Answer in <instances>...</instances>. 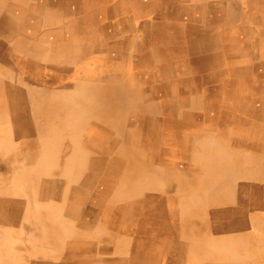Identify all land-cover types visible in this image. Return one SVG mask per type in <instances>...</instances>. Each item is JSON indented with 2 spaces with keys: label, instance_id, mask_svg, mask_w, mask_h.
Wrapping results in <instances>:
<instances>
[{
  "label": "bare ground",
  "instance_id": "obj_1",
  "mask_svg": "<svg viewBox=\"0 0 264 264\" xmlns=\"http://www.w3.org/2000/svg\"><path fill=\"white\" fill-rule=\"evenodd\" d=\"M163 1L168 3L169 9L174 14L177 11H180L182 15L186 14L182 8L184 5L182 6L180 3L181 1L174 3V0H44L43 2H37L36 0H0V29L5 30L4 35L16 30L19 32V38L15 43H12L15 47L6 48L13 52V57L16 56V59H20L21 61L13 63L10 60L11 58L6 59L4 57L2 58V63H0V113L3 120H6V127L0 135V179L13 176V179L9 183L3 180L2 184H4V187L0 188V264H38L39 259L46 264H78V262L70 260V257H75L81 252L83 244H72L70 242L72 239H90L93 243L104 242L113 246L114 249L110 253V255H113V258L109 259L110 255L94 254L87 264H149L151 262L152 258L148 253L129 250L128 245L124 247V242H118L116 239L109 238L107 240L109 233L105 227L98 225L101 220H97L96 218L95 223H91L94 219L90 218V213L92 214L95 209H98L100 213L102 212V215L112 212L115 218L120 221L119 223L123 232H127L129 229L128 223L132 218L134 210L137 214L136 219L139 221L141 219L149 221L154 214L152 208L144 206L140 209L138 205L134 206L135 204L128 203L119 198V194L117 193H112L113 204L103 202L106 188L96 189L94 184L103 178H107L109 182H117L118 178L112 170L105 175L99 169L101 165V147L107 137L114 142L117 148L116 151L118 152L119 149L130 163L142 162L143 158L139 157L148 154L151 148L157 150L153 151L154 153L158 152L164 156L161 162H169L170 159L167 156L170 155L171 149L167 148L172 147V144L176 141L175 138L180 134H189V130H181L184 126L181 124L177 125L174 122H172V126L176 129L163 130L162 126L166 127L170 123L161 125L149 112L148 114L144 112L137 114L139 120L143 121L149 128L157 130L152 132L142 130L141 135H135V132L139 130L133 129V127L142 126V124L131 125L129 122L126 123L124 119V116H126L124 114L126 111L125 102L128 98L132 97L127 91H133L135 88V83L130 82L127 78H124L114 87V97L118 98L121 110V115H118V120L116 121L114 119L115 115L104 111V107L107 104L103 100H100L98 95L99 88L93 82H71L68 85L64 82H58L59 84L52 85L51 83L49 87H43L34 82V84L30 83L29 80H25L24 78H27V76L33 78L30 74H36V72L41 70V68L28 67L29 60L41 57L47 61L49 57L47 56L48 50L46 49L52 45L56 38L64 42L69 41L73 45L74 35L82 32L85 28L84 26H79V24L88 23L95 17L100 19L102 12L105 11L111 16H113L112 13L114 12L119 14L128 12L131 10V5H133L134 11L141 13L149 12L143 6L145 2L147 5L156 8L158 4H163ZM108 2L110 4H104ZM49 9H52L51 16H45V13L50 12ZM33 13H37L38 15L33 16ZM43 14L44 17H41ZM54 16L60 18L56 19L58 22L53 20ZM185 16L188 15L186 14ZM1 18L3 19L2 21ZM42 18H44L43 21H41ZM108 18L109 16L107 15V20ZM98 21L93 27L89 26V30H93L91 38L85 39L83 37V40L76 38V45L73 46L74 49L72 50V59H76L78 63L83 62L82 58L87 52L94 54L93 49L91 51L89 49L84 51L82 46L88 44L89 41H92V46H98L99 42L97 40L94 41V39L100 38L98 33L101 30L108 31L111 26L120 30L123 26V22L120 20L115 21L113 19L107 23L103 22V24L100 20ZM77 22L80 23L77 24ZM44 29L47 30L43 31ZM147 29H150V27L147 26ZM245 29L247 30V28ZM55 31L57 34L54 33ZM14 35L16 34L14 33ZM150 37L153 39L157 38V40L159 37L162 38V36L155 32H151ZM37 38L39 41H36ZM40 42H43V44H37ZM135 42L136 45L139 44L137 39ZM59 51L62 54L66 53L61 50ZM5 55L12 56L9 51H5ZM263 66L264 62L262 61L259 67L261 73L264 74ZM58 67L59 69H65L61 64ZM54 68L52 66L49 70H53ZM96 70L94 67L86 66L85 72L93 75L96 73ZM246 84L248 83L244 81L243 85L245 86ZM182 85L183 83L176 84V86ZM156 88H160V86H156ZM229 97H235L234 93H230ZM140 98L141 100H138L145 101L144 95H141ZM222 99L223 101L225 100V98ZM258 102L257 105L260 104L261 98ZM47 108L53 114L57 113V110L66 112V116H63L61 119L63 128H57L53 120H49V122H35L34 116H37L42 110ZM27 109H31L29 113L25 112ZM242 127L244 130L238 133L245 137V131H252L253 136H256L258 132L263 130V126L260 128V124L242 125ZM130 132H134L133 135ZM192 133L195 134L196 132L192 131ZM117 135L120 139H117ZM198 135L208 138L207 134L203 131H199ZM12 139L13 142L11 141ZM15 139L17 142H15ZM63 141L64 143L61 146ZM143 141L145 145L142 147V150L127 148L140 145ZM192 141L196 147L204 144L200 140V137H193ZM216 145L220 146L218 149L223 147L222 144ZM165 154L167 155L166 158ZM88 157L91 160V163H89L91 164V169L87 176L83 177L84 179L76 181L74 185L71 184L74 181L73 176H71L72 173L74 170L76 173H82L83 167L86 165L84 164L85 159H88ZM13 158L14 161H22L15 165ZM120 160L115 159L113 163H118ZM212 161L221 162L220 160L208 159L207 163H211ZM222 161H227L222 163L229 165L228 160ZM263 161L255 160L254 164H249V169L246 167L242 170L230 167L219 170L214 169L213 173L216 174L218 179H221L220 188L228 200L229 198L233 200L240 199L241 185L243 184L244 188L246 177L249 175H255L254 178L257 180L264 178ZM43 162L48 164L47 169L44 170L45 174L53 176L55 173V176L59 175L53 180V183L58 182L57 185L59 187L58 189L51 188L49 197L46 200L48 202L39 203L38 189L31 183V180H28V182L19 180L17 174L21 172L20 174L29 173L31 175L30 172L40 167ZM58 162L62 163V165L58 166ZM162 172L165 173L164 171ZM126 178L128 177L124 176L120 182L118 181L119 187H116V189L131 187ZM256 186L254 191L262 187ZM17 189L21 194H27L29 197L22 201L21 199H15L16 194H8L6 197L1 194L3 191ZM55 193H59V197H57L59 199L57 202L59 203H54L56 198ZM191 200L195 202L196 198L193 197ZM186 201L190 203L189 200ZM29 205L35 208L33 215L37 225L39 219L45 218V222H40L37 226L38 232L31 234L29 237L30 241H37L38 234L44 236L43 242L46 244L37 251L35 246L30 251L20 250L18 245L26 243L23 236L12 238V234L15 236V232L11 234L2 230L10 226L4 223L7 216L11 215L6 213L8 207L13 208L12 213H14L15 210H20L21 206ZM185 206L187 207V204ZM37 207L41 209L40 212ZM186 207L182 208L181 211H186ZM52 224H57L59 228L54 230L53 233L48 234L47 228H50ZM260 228V225L257 224L255 236L252 239L244 235L247 229L242 226L235 225L234 228L227 229L228 232L232 231L234 234H237L238 238L232 246L223 245L227 254L225 256L227 260L226 264H235L236 261L242 264L248 262L264 264V233L260 231ZM190 243L197 249L198 243L196 240H192ZM250 243L254 244V250L260 254L262 259L253 260L255 257L252 255ZM55 245L62 247L53 250L51 246ZM235 246H240L243 250L236 252ZM39 250L42 251L39 252ZM66 254L67 257L64 256Z\"/></svg>",
  "mask_w": 264,
  "mask_h": 264
},
{
  "label": "rangeland",
  "instance_id": "obj_2",
  "mask_svg": "<svg viewBox=\"0 0 264 264\" xmlns=\"http://www.w3.org/2000/svg\"><path fill=\"white\" fill-rule=\"evenodd\" d=\"M36 1L43 2L44 0ZM177 1H181L182 6L184 5L182 7L185 9L184 12L193 19L190 21L187 16L186 19L179 20L181 25L179 29H176L180 31V36L189 41L197 40V35L199 33L202 34L198 37L199 47L197 50H195V46L185 47L194 43L184 46V60L179 63L181 71L187 76L189 75L187 79L198 80L197 89L200 91V102L196 103L195 110H178H184L182 116L187 120L196 119L200 114H203L202 108H204L205 103L211 97L203 94L207 84L203 82L202 77H206L204 78L206 81L211 80L220 71L221 67H223V77L214 76V86L217 90L222 87L227 94V98L223 101L220 98V92H214L213 131L209 132L208 138L200 136V140L204 144L199 147L189 144L188 146L167 148L171 149V153L169 156L165 154V158L167 156L172 162H161L164 156L158 152L154 153L153 151L157 150L151 148L148 154L139 157L143 158L142 162L130 163L119 149L118 152L116 151L117 148L114 142L106 137L101 147L102 151L100 150L102 153L100 155L101 165L99 169L105 175L111 170L114 171L118 180L117 182H109L107 178H103L100 181H96L94 184L96 189L106 188L103 202L113 204L112 193H117L119 198L135 204L134 206L138 205L140 209L144 206L152 208L154 214L149 221H144L145 219L139 221L136 219L137 214L134 210L128 223L129 229L127 232H123L120 221L115 218L112 212L102 215V212L100 213L98 209H95L92 214L90 213V218L94 219L91 223H95L96 218L101 220L98 225L106 228L109 233L107 240L111 238L118 240V242L122 241L124 242V247L128 245L129 250L151 255L152 259L149 264H226L225 256L227 254L223 245L232 246L238 238L237 234L232 231L228 232L227 229L234 228L235 225L242 226L247 229L244 235L252 239L255 236L254 233L258 224L261 227L260 231L264 233V178L257 180L254 178L255 175H249L246 177L244 188L243 184L241 185L240 199L233 200L229 198L228 200L220 188L221 179H218L216 174L213 173L215 168L218 170L229 167L238 170H242L245 167L249 169V164H254L255 160H264V109H260V111L256 109L264 107V99H261L260 104L257 105L259 98L255 93L260 80H264V74L261 73L259 67L260 63L264 61V0H253L254 10L250 14H247L248 10L245 0ZM49 10V13H45L47 16H51L52 9ZM37 15V13H33V16ZM58 18L54 16L53 20L58 22L56 20ZM174 19L176 21L178 16L174 15ZM190 25L197 26L199 30L190 29ZM4 33L5 30L0 29V63H2V58L4 57L6 59L11 58L10 60L13 63L21 62L20 59H16V56L13 57L11 50H8L10 47H15L12 43H15L19 38L18 30L6 35ZM20 35L27 36L24 34ZM5 51H9L12 56L5 55ZM29 78L27 76L24 79L29 80ZM244 81L248 82L247 87L243 85ZM211 85L209 84V86ZM232 92L236 98L241 96L242 99L230 98L229 94ZM178 99L169 94L168 100L172 103L177 100L179 104H182L183 102ZM225 103L233 107L242 106L244 110V112L236 115L234 124H228L229 122L225 121V116L218 113L221 110V106H225ZM30 110L27 109L25 112L29 113ZM57 111V113L53 114L48 108L42 110L40 114L34 116L35 122L53 120L57 128H63L61 119L66 116V112L63 110ZM114 111L118 113L117 109ZM225 112L228 113V111ZM175 113L179 112L175 111ZM255 122L263 126V130L258 132V135L253 136L252 131H245V137L237 132L238 123H241L240 125H250ZM5 127L6 120H3L0 113V135ZM130 133L133 135L134 132ZM141 133L142 129L135 132V135L139 136ZM116 137L120 139L118 135ZM11 141L13 142V139ZM15 142H17L16 139ZM143 142L140 145H135V147L127 148L142 150L145 145V142ZM63 143L64 141L61 146ZM216 144H222L223 147L218 149L220 146ZM127 148L125 147V149ZM115 159L121 160L118 163H113ZM208 159L220 160L221 162L212 161L207 163ZM222 160H228L229 165L222 163L227 162ZM20 161L22 160L14 161L13 158L15 165ZM89 163H91V160L88 157V159H85L84 164L86 165L83 167L82 173H76L74 170L75 173L73 172L71 175L74 181L71 184L74 185L76 181L87 176L91 169V164ZM57 165L60 166L62 163L58 162ZM47 167L48 164L43 162L40 167L30 172L31 175L29 173L20 174L21 172L18 173L20 175L17 174L19 180H25L26 182L31 180V183L38 189L39 203L48 202L46 200L49 197L51 188L58 189L59 187L57 185L58 182L53 183L55 177L59 175L55 176V173L53 176L45 174L44 170ZM124 176L128 177L126 180L131 187L116 189V187H119L118 181L120 182ZM8 177L0 179V188L4 187V184H2L3 180L9 183L13 179L12 175ZM256 185L262 187L254 191L255 187H257ZM8 191H3L1 194L4 197L8 196V194H16L15 199H21L22 201L29 197L27 194H21L18 189ZM55 197L54 203H59L57 202L59 193H55ZM193 197L196 198L195 202L191 200ZM260 198L261 200L259 201ZM186 200H189L190 203ZM185 204H187V207ZM185 207L187 210L181 211ZM37 209L39 212L41 211L38 207ZM12 210L13 208L9 207L6 209V213L11 215L7 216L4 222L10 226L6 229H1L11 234L15 232V236L12 234V238L23 236L26 243L18 245L20 250L30 251L34 249V246L36 251L41 249L46 244L43 242L44 236L38 234L36 242L30 241L29 237L31 234L38 232L37 226L40 222H45V218L39 219L37 225L33 215L35 208L31 205L21 206V209L15 210L14 213H12ZM14 219L16 220L14 221ZM58 228L57 224H52L50 228H47V233H53ZM192 240H196L198 243L197 249L190 243ZM70 242L72 244H83L81 252L75 257L69 256L70 260L78 262V264H87L94 254L109 256L114 249L113 246L104 242L93 243L90 239H72ZM253 246L254 244L250 243L252 255L255 257L253 260L262 259ZM59 247L62 246H51L53 250H57ZM234 249L236 252L243 250L240 246H235ZM41 251L39 250V252ZM64 256L67 257V254ZM112 256L111 254L109 259L113 258ZM38 264L46 263L39 259ZM235 264L242 263L236 261Z\"/></svg>",
  "mask_w": 264,
  "mask_h": 264
},
{
  "label": "crops",
  "instance_id": "obj_3",
  "mask_svg": "<svg viewBox=\"0 0 264 264\" xmlns=\"http://www.w3.org/2000/svg\"><path fill=\"white\" fill-rule=\"evenodd\" d=\"M173 2L178 3L177 0ZM245 3L247 6L245 7L248 10L247 14H250L251 11L254 10V2L253 0H245ZM104 4L108 5L110 2ZM143 6H145L146 11L149 12L141 13L134 11L133 5H131V10L125 13L119 14L114 12L112 13L113 16H111L105 11L102 12V17L100 19L95 17L92 21L91 18H89L91 21L88 23L84 22L83 24L77 22L79 26H84L85 28L82 32L74 35L73 45L69 41L64 42L56 38L52 45L46 49L48 50L47 56L49 57L47 61L43 60L41 57L29 60V67L41 68L36 74H30L33 78H29V82H34L43 87H49L51 83L52 85L59 84L58 82H64L66 85L71 82H93L99 88L98 95L100 100H103L107 104L104 107V111H107L111 115H115L114 119L116 121L118 120V115H121V110L118 104V98L114 97V87L124 78H127L130 82L135 83V88L133 91H127L132 97L128 98L125 102L126 111L124 114H126V116H124V119L126 123L129 122L131 125L142 124V126L133 127V129L136 130L156 131L157 129L149 128L143 121H140L137 115L138 113L145 112V114H148L149 112L159 124L163 125L170 123V125L166 127L162 126L163 130L176 129L172 126V122L184 126L181 130H189V134H180L177 136L172 146L182 147L188 146L189 144L192 145L194 144L192 141L193 137H200L198 135L199 131L205 132L208 136L209 132L214 129V92H220V98H227V94L222 87L217 90L214 86V76L222 78L223 67L220 68V71L215 74L211 80L206 81L204 80L206 77H202L203 82L207 84L203 94L211 97V99L205 103L204 108H202L203 114H200L196 119H184L182 116L184 110L178 109L195 110L196 103L200 102V91L197 89L198 80L187 79L189 75L187 76V74L181 71L179 63L184 60V46L194 43L191 46L185 47L195 46V50H197L199 47L198 37L202 34L199 33L197 35V40L188 41V39L182 38V36H180V31L176 28H180L181 22L179 20L182 21L186 19L187 16H185L186 14L182 15L180 11L174 14L165 1H163V4H158L156 8L147 5L146 2ZM107 15L109 16L108 20ZM174 15L178 16L176 21ZM41 17H44V14ZM188 18L190 21L193 20L189 16ZM113 19L123 22V26L120 30L112 26L108 31L101 30L98 33L100 38L97 37V39H94V41L97 40L99 42L98 46H92V41L82 46L84 51L87 49L91 51L93 49L94 54L92 52H87L82 58V63H78L76 59H72V50L74 49L73 46L76 45V38L82 40L84 38H91L93 30H89V26L93 27L99 22L98 20L103 24V22L107 23ZM43 20L44 18H42L41 21ZM147 26H149L150 29H147ZM190 29L199 30L195 25H190ZM209 29L213 30L212 28ZM45 30L47 29L43 31ZM151 32L157 33L162 36V38L159 37L158 40L157 38L153 39L150 37ZM54 33L57 34L56 31ZM136 39L139 43L137 45L135 42ZM36 41H39L38 38ZM37 44L42 45L43 42ZM59 50L66 53L62 54ZM59 64L65 69H59ZM52 66L55 68L49 70ZM86 66L96 68V73L93 75L87 74L85 72ZM182 83V86H176V84ZM209 84L212 85L209 86ZM156 86H160V88H156ZM245 86L247 87L248 84ZM161 87H163V89H161ZM255 93L259 99H264V80H260ZM169 94L179 98L178 100H181L183 103L179 104L177 100L175 103H172L168 100ZM141 95L145 96V101H140ZM232 99H242V97L237 96V98L232 97ZM115 109H117L118 113L114 111ZM256 109L260 111V109H264V107ZM175 111L179 113H175ZM225 111H228V113ZM240 112H244L242 106L233 107L225 103V106H221V110L218 113L225 116V121L229 122L228 124H234L236 115H239ZM238 124L237 132L243 131L244 129L242 125H240L241 123ZM253 124L258 125L259 123L255 122ZM261 127L262 125L260 124V128ZM192 131L196 133L193 134Z\"/></svg>",
  "mask_w": 264,
  "mask_h": 264
}]
</instances>
